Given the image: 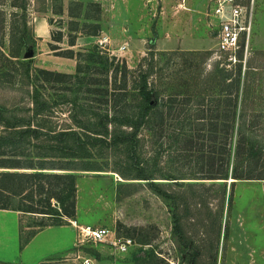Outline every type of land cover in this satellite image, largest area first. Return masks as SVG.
<instances>
[{"label":"rangeland","instance_id":"374dc122","mask_svg":"<svg viewBox=\"0 0 264 264\" xmlns=\"http://www.w3.org/2000/svg\"><path fill=\"white\" fill-rule=\"evenodd\" d=\"M238 1L252 9L253 28L239 54L241 62L230 63L217 52L214 0H0V104L9 108L29 104L25 89L8 84L10 78L5 74L14 65L10 66L1 57V53L8 57L12 47L16 48L20 38L26 35L28 45L22 50L23 57L33 60V70L73 74L77 57L71 59L75 61L72 73L62 71L65 67L60 65L63 59H70L66 57L69 50L77 55L98 47L121 64L125 62L131 70L137 69L144 59L147 64L153 63L157 72L153 79L162 85L163 96L169 98L189 91L185 85L194 83L201 71V77L208 78L215 67L234 70L232 79H235L236 68L241 65V78L249 84L251 99L243 109L251 116L264 117V0ZM40 19L51 28L50 43L36 39L35 25ZM97 24L105 34L100 31L98 36L86 35L94 33ZM81 36L93 37L89 38L91 44L71 47L72 40L76 37L77 45ZM99 36L102 45L95 38ZM123 47L126 48L122 50ZM28 54L32 57L27 58ZM204 57L207 59L202 61ZM53 94L55 99H60V92ZM61 96L72 98L74 94L61 92ZM70 107L61 104L56 108L59 119L55 122L60 128L71 126ZM261 122L264 135V118ZM169 141V137L164 140L167 144ZM180 146L162 153L161 167L170 168ZM145 151L150 152V144ZM149 156L146 154L144 158ZM108 158L96 156L85 163L91 169L68 171L76 176V216L65 218L60 224L73 226L74 264H81L86 257L95 264H138L142 259L147 264H264V181L230 178L225 196L220 184L210 188L204 196L209 201L207 208L191 205L178 212L179 229L174 200L165 199L145 181L137 180L135 170L130 169L131 160L125 154ZM181 166L182 163L173 165L182 171ZM78 167L84 165L79 163ZM157 182L167 183L162 179ZM181 182L170 184V192L182 190ZM125 192L131 194L124 196ZM54 207L58 209L59 205L54 202ZM20 216L21 233L26 240L38 227L58 223L38 214L23 212ZM26 226L35 229L23 231ZM77 226L108 229L118 238L133 240V246L125 254L105 245L95 248L83 240ZM142 234L147 236L145 245L139 243Z\"/></svg>","mask_w":264,"mask_h":264},{"label":"trees","instance_id":"16d2710c","mask_svg":"<svg viewBox=\"0 0 264 264\" xmlns=\"http://www.w3.org/2000/svg\"><path fill=\"white\" fill-rule=\"evenodd\" d=\"M100 31L98 25L92 34L81 33L98 36ZM76 39L71 47L76 46ZM27 40L23 35L8 57L1 53L10 66L14 65L5 74L10 78L8 84L25 89L29 104L20 108L0 104V209L38 214L58 222L40 227L60 226L65 218L76 216V176L68 171L91 169L85 163L96 156L105 160L121 153L131 160L130 169L135 170L137 180L174 200L179 226L181 209L208 207L204 196L210 188L220 184L225 196L230 178L264 181V135L260 128L264 117L251 116L243 109L251 99L249 84L241 78V65L235 79L234 70L215 67L208 78H202L201 71L194 83L185 85L189 91L169 98L153 79L155 66L146 59L131 70L125 62L121 64L94 47L77 55L69 50L67 58L77 57L73 74L33 70V60L23 57ZM53 91L60 92V99L54 98ZM61 92L74 96H61ZM61 104L71 106V126L67 128L55 122L59 119L56 108ZM168 137L169 144L164 142ZM148 144L149 153L145 151ZM179 144V155L174 156L170 168L161 167L162 153ZM146 154L151 156L145 159ZM79 163L84 168H79ZM177 163H182V171L173 167ZM161 179L167 183L157 182ZM180 181L182 190L170 192V184ZM147 241L142 234L139 243ZM138 264L147 262L142 259Z\"/></svg>","mask_w":264,"mask_h":264},{"label":"crops","instance_id":"0c3cea01","mask_svg":"<svg viewBox=\"0 0 264 264\" xmlns=\"http://www.w3.org/2000/svg\"><path fill=\"white\" fill-rule=\"evenodd\" d=\"M50 29L48 23L43 19L38 20L34 31L37 41L50 43ZM101 33L105 34L104 29ZM100 37H95L98 38V44L101 41ZM89 38L93 37H79L76 47L83 48L90 45L91 39ZM63 60L64 62H61L60 65L65 67V70L62 71L74 72L75 61ZM20 215L23 213L0 209V264H74V261L72 262L75 244L73 226L38 227L36 232L26 240L21 233L22 216ZM33 229L35 228L26 226L23 231Z\"/></svg>","mask_w":264,"mask_h":264},{"label":"built area","instance_id":"2783aa9c","mask_svg":"<svg viewBox=\"0 0 264 264\" xmlns=\"http://www.w3.org/2000/svg\"><path fill=\"white\" fill-rule=\"evenodd\" d=\"M213 17L217 23L216 42L217 52L231 63L241 62L239 54L253 28V11L238 0H214ZM102 40L99 45H102ZM126 47H123L125 49ZM76 226V223H73ZM85 242L95 248L105 245L116 253H128L133 246V240L118 238L105 228L77 226ZM81 264H94L91 258H83Z\"/></svg>","mask_w":264,"mask_h":264},{"label":"water","instance_id":"95a60500","mask_svg":"<svg viewBox=\"0 0 264 264\" xmlns=\"http://www.w3.org/2000/svg\"><path fill=\"white\" fill-rule=\"evenodd\" d=\"M31 57H32V54H28V55H27V58H31Z\"/></svg>","mask_w":264,"mask_h":264}]
</instances>
